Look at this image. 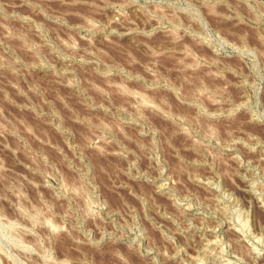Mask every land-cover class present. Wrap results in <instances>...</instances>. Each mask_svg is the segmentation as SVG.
<instances>
[{
  "label": "rangeland",
  "instance_id": "rangeland-1",
  "mask_svg": "<svg viewBox=\"0 0 264 264\" xmlns=\"http://www.w3.org/2000/svg\"><path fill=\"white\" fill-rule=\"evenodd\" d=\"M0 264H264V0H0Z\"/></svg>",
  "mask_w": 264,
  "mask_h": 264
}]
</instances>
